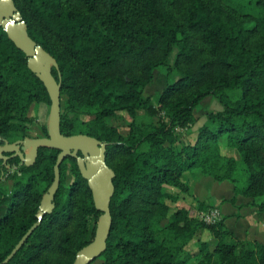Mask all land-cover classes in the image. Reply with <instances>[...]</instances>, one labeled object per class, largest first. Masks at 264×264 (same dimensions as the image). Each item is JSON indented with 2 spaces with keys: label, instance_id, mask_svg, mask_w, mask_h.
<instances>
[{
  "label": "trees",
  "instance_id": "16d2710c",
  "mask_svg": "<svg viewBox=\"0 0 264 264\" xmlns=\"http://www.w3.org/2000/svg\"><path fill=\"white\" fill-rule=\"evenodd\" d=\"M13 1L29 36L58 64L52 74L60 79L61 133L106 143L105 160L115 173L112 222L106 248L93 261L264 264V243L238 239L223 219L206 223L184 208L170 212L165 201H175L168 189L189 193L186 172L229 181L236 195L264 197V0ZM162 65L176 78L154 102L143 90ZM208 95L222 109L206 112L194 141L181 142L180 132L194 124L193 110ZM40 103L50 105L43 83L0 26V144L29 137L30 110ZM118 112L131 118L125 132L109 122ZM41 129L47 136L46 124ZM220 139L237 158L221 153ZM57 153L41 146L30 166L18 157L7 162L14 170L10 184H0L6 205L0 262L37 221ZM59 171L53 210L4 264H73L93 239L101 212L87 181L71 156ZM251 204L264 213V199ZM203 229L214 246L198 240L191 254L186 246Z\"/></svg>",
  "mask_w": 264,
  "mask_h": 264
},
{
  "label": "water",
  "instance_id": "95a60500",
  "mask_svg": "<svg viewBox=\"0 0 264 264\" xmlns=\"http://www.w3.org/2000/svg\"><path fill=\"white\" fill-rule=\"evenodd\" d=\"M0 26L15 46L24 52L27 57V67L43 83L50 99L46 124L47 136H26L12 143L5 141L0 144V159L6 160L9 156L4 153L11 152V157L17 156L26 166H30L36 159L39 147L58 150L53 165L52 182L42 195L35 215L37 221L27 229L0 264L8 262L14 256L42 217L53 210L54 195L60 182L59 166L68 156L76 160L78 170L91 191L94 206L101 212L96 222L93 239L77 251L73 262V264H89L105 250L112 222L109 203L114 192L115 173L105 160L106 143L84 133L71 135L61 133L60 79L56 80L52 74V68L58 70V64L29 36L26 23L13 0H0Z\"/></svg>",
  "mask_w": 264,
  "mask_h": 264
},
{
  "label": "rangeland",
  "instance_id": "374dc122",
  "mask_svg": "<svg viewBox=\"0 0 264 264\" xmlns=\"http://www.w3.org/2000/svg\"><path fill=\"white\" fill-rule=\"evenodd\" d=\"M173 55H174V52L172 53V55L170 56V58L168 60L169 65H172V63H173ZM175 78H176L175 72L171 71L168 73L167 66H163V65L157 66L153 70V78H152L151 82L143 90V95L151 97L152 100L154 102H156L158 95L164 89V87L167 85V83L174 80ZM221 109H222L221 103L212 95L205 96L202 100H200V102L196 105V107L193 110L196 121L194 122V124L190 125L187 129H184L180 132L181 142L192 143L194 141L195 136H196L197 128L205 120V113L206 112H216V111H219ZM48 112H49V106L47 104H44V103H40L30 110V115L32 117H35V121L31 126H29V128L27 130L29 137L41 136V134H42L41 127L43 125L47 124ZM143 114L144 113H142V112L139 113L140 116H139L138 120H140V121L145 120V117L143 116ZM86 118L87 117H83V119H86ZM130 120H131V118L126 113L118 112L115 117L109 119V122L118 125L120 130L122 132H125L127 130V124L129 123ZM219 143H220V150H221V153L223 155L234 156L236 158L238 157V155H239L238 152L235 149L228 147L225 144L224 139H220ZM10 169H12V168L10 167L9 170ZM190 176H191V174L186 172L183 174L182 180L187 183L188 178H190ZM0 177H1V175H0ZM221 182H223V181H216V183H218V185H219V188L215 184L211 187L210 183H205L206 187L210 188L212 198L215 196V194H217L219 192V190H220V192L222 191L221 190L222 186L220 185ZM2 183L9 185L10 184L9 178L8 177L3 178ZM223 183H229V182L225 181ZM226 192H227V194H231L230 189H225L224 194H226ZM263 199H264V197H256V198L252 199V201H261ZM165 201H166V203L168 202L170 205L169 206L170 212H173L174 210L177 209V206L174 204V201H172L170 199H166ZM207 202L212 203L211 200H209ZM249 203L251 205V202H249ZM1 208L3 209V206H0V218L5 213V210L3 211ZM220 213H221V211H220ZM200 215H201V212L198 213L196 216L200 217ZM219 219H221V214H220ZM228 227L232 228L233 224L228 222ZM199 236L200 237H198V239L196 237L193 238L186 246L187 251L190 252L191 254H193L197 251L196 242L198 240H205L206 241V239H208V237H212L210 231L207 229L203 230V233H201ZM211 245L212 244H210V247H211ZM91 264H99V260H95Z\"/></svg>",
  "mask_w": 264,
  "mask_h": 264
},
{
  "label": "crops",
  "instance_id": "0c3cea01",
  "mask_svg": "<svg viewBox=\"0 0 264 264\" xmlns=\"http://www.w3.org/2000/svg\"><path fill=\"white\" fill-rule=\"evenodd\" d=\"M223 182L220 183L222 191L220 192L219 190L213 198L210 188H207L205 183H210L211 187L215 184L219 188L218 183L211 179L210 176L199 174L196 176L191 175L190 178H188V194L181 193L176 189H168V192L175 196L174 204L177 208H184L187 210L189 216H196L198 213L203 212L198 208L201 202L211 206V208L216 207L221 211V219H223L225 228L235 237L241 240L264 243V213H259L254 205H250L249 202H252V198L236 195L234 185L229 181H227L229 183ZM225 189H230L231 194H227V192L224 194ZM232 199H234V201H232ZM209 200H211L212 203L207 202ZM167 204L169 205L168 202ZM228 222L233 224L232 228L228 227ZM203 230L197 233V239L200 237L199 235L203 233ZM206 241L212 244L211 248L214 246L212 237H208Z\"/></svg>",
  "mask_w": 264,
  "mask_h": 264
},
{
  "label": "flooded vegetation",
  "instance_id": "af4514ba",
  "mask_svg": "<svg viewBox=\"0 0 264 264\" xmlns=\"http://www.w3.org/2000/svg\"><path fill=\"white\" fill-rule=\"evenodd\" d=\"M12 143V142H11ZM5 155L9 156L6 160H2L0 159V184L2 183V179L5 178V177H8L9 174H11L14 170V166L11 167L12 169L9 170L10 168V165L7 163L10 159L14 158V157H17V156H14V157H11L10 155L12 154L11 152H7V153H4ZM0 206H3V211L5 210L6 211V205H0Z\"/></svg>",
  "mask_w": 264,
  "mask_h": 264
},
{
  "label": "built area",
  "instance_id": "2783aa9c",
  "mask_svg": "<svg viewBox=\"0 0 264 264\" xmlns=\"http://www.w3.org/2000/svg\"><path fill=\"white\" fill-rule=\"evenodd\" d=\"M220 217V211L218 208L213 207L208 209L207 211L201 212V215L199 218H201L206 223H214L217 220H219Z\"/></svg>",
  "mask_w": 264,
  "mask_h": 264
}]
</instances>
